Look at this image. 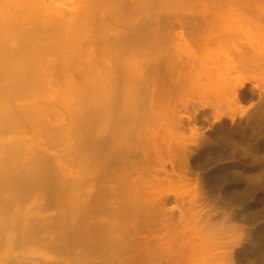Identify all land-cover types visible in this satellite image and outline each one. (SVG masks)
I'll return each mask as SVG.
<instances>
[{
	"label": "rangeland",
	"instance_id": "obj_1",
	"mask_svg": "<svg viewBox=\"0 0 264 264\" xmlns=\"http://www.w3.org/2000/svg\"><path fill=\"white\" fill-rule=\"evenodd\" d=\"M142 1L91 6L93 79L109 82L91 102L95 109L109 107L96 130L107 140L109 160L93 172L113 189L95 199L91 218L129 224L128 237L135 234L130 227H140L142 244L134 251L146 255V264H264V0H164L153 10L142 9ZM112 5H120L119 13ZM202 15L211 16L207 23ZM182 16L192 19L194 32L175 24L169 32L133 33L150 17L162 28ZM55 102L66 114L68 102L65 109ZM75 139L58 141L57 149ZM131 184L139 186L137 196ZM34 203L29 199L24 209ZM1 240L7 248L6 237ZM43 244L15 251L55 259Z\"/></svg>",
	"mask_w": 264,
	"mask_h": 264
},
{
	"label": "bare ground",
	"instance_id": "obj_2",
	"mask_svg": "<svg viewBox=\"0 0 264 264\" xmlns=\"http://www.w3.org/2000/svg\"><path fill=\"white\" fill-rule=\"evenodd\" d=\"M78 1L80 5L71 8L63 0H0V264H144L146 260L144 253L134 251L142 244L140 227H130L135 234L128 237L127 224L94 223L91 218L95 199L113 194L93 172L109 160V149L104 147L107 140L96 136L97 124L109 107L95 109L91 102L94 94L109 90V82L93 79L95 47H91L96 30L90 26L95 24L96 10L91 6L101 0ZM162 1L143 0L140 5L154 9ZM112 8L119 13L120 5ZM208 16L202 15L205 23ZM182 18L170 17L157 28L150 17L143 22L150 24H135L133 33H160L166 28L169 32L176 26L194 32L192 19ZM239 58L244 68L249 59L246 55ZM240 64L234 65L237 71ZM242 87L240 83L235 88L236 99ZM55 101L62 108L68 102L66 114L52 106ZM72 138L76 143L57 149L58 141ZM130 186L134 195L141 191L139 186ZM29 199L35 203L24 209ZM51 208L61 213L43 215ZM13 230L18 231L14 234ZM4 236L9 248L1 245ZM33 243L47 244L56 258L32 259L22 250L15 251ZM227 262L234 264L231 259Z\"/></svg>",
	"mask_w": 264,
	"mask_h": 264
}]
</instances>
